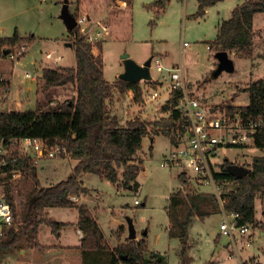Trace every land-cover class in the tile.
Returning a JSON list of instances; mask_svg holds the SVG:
<instances>
[{
	"label": "rangeland",
	"instance_id": "1",
	"mask_svg": "<svg viewBox=\"0 0 264 264\" xmlns=\"http://www.w3.org/2000/svg\"><path fill=\"white\" fill-rule=\"evenodd\" d=\"M197 1L133 0L130 15L126 4L123 7L113 0H0V38L11 37L14 33L24 39L31 38V41H23L15 46L27 44V52L11 63L2 58L3 50H0V70L3 66L15 64L12 84L16 86L22 84L21 87L18 86V90H15V86H11L10 99L16 102L19 96L22 97L24 103L21 108L34 111L37 105L43 109L56 108L75 96L71 85L46 88L42 79L43 70L49 68L45 63H50L43 60L47 52H55L56 55L62 56L63 60L59 67L70 68V65L75 63L73 49L65 46L66 43L72 45V38L68 37L64 22L60 18L63 7L67 4L73 16L78 17L89 13L92 19L108 25L109 36L92 46V53L101 58L106 81L114 84L123 72L121 57L125 53L136 62L162 55L160 59L164 66L172 67L179 64L182 66L183 77L189 83V92L201 103L220 110L229 106L237 108L245 106L248 103V95L237 93V90L248 82L264 76V13L255 18L253 58L238 59L233 53L228 52L233 70H221L214 75L219 62L216 58L217 51L211 48V43L215 40L219 19H228L231 11L227 3L220 6L216 4L217 6L207 8L203 17L194 19ZM156 2H162L161 10L158 9ZM26 60L30 62L34 60V66L28 65ZM34 68L38 75L36 80L30 83L31 81L25 79L24 73ZM150 75L152 80H159L153 67L150 68ZM139 85L143 94L148 92L141 104L128 99L130 90L123 92L116 88H113L114 93L107 101L110 116H116L121 125L136 118L148 124V136L143 138L142 148L133 159L134 162H140L142 165V171L137 177L139 189L136 192L123 186L117 189L116 187H120L121 184L120 178L115 187L96 175L83 174L86 176L81 175L80 178L84 186L88 188V194L69 198H73L70 200L75 206L87 204L84 206H87L91 214L96 216L110 247L116 243L119 245L128 243L127 220L129 219L137 235L135 240L145 238L148 251L164 253L167 264H178L180 242L177 238H170L168 235L169 219L165 207L168 197L181 188L178 175L183 171L177 167L161 166L163 157L173 151V146L167 137L161 134L154 136L152 151H149L152 124L169 116L167 112H162L168 92L157 87L159 84L155 85L148 81L147 83L142 81ZM8 89L10 93L9 86ZM152 92H157L159 98L152 100L150 98ZM131 96L133 97L132 91ZM0 98H5L1 92ZM2 106L0 102V111H16L13 106L8 108ZM243 146L242 149H219L214 161L219 163L217 165L227 160L229 163L247 167L253 157L264 156V150L255 148L252 140ZM65 157L66 155L52 160L44 159L38 166L36 165L37 167L35 166L36 170L40 171V181L45 184L40 183V187L55 186L71 174L75 161ZM187 172L185 178L188 181V190L211 193L210 187L198 186L195 183L192 177L193 171L187 170ZM10 184L14 220L18 223L34 182L30 175L20 174L18 178L11 177ZM234 187L232 184H226L219 186V190L222 194ZM81 197H85L84 202L78 201ZM255 214L263 223V227L260 224L256 225L253 236L249 237V246L240 245L242 249L239 254L236 256L232 252L231 258H228L232 251L230 246L228 247L230 240L219 231L221 213L203 221L195 218L188 229L187 238V244L189 241L192 242L191 248L188 244V250L190 248L188 252L196 260L195 264L211 262L212 264L215 262L245 264L246 261L242 262V260L250 255L259 256L264 264V201L256 199ZM44 217L67 223L73 222L78 217V213L73 207H53L44 210ZM120 221L122 225L117 227ZM74 232L73 228L68 229L63 242L75 244ZM122 235L126 237L125 240L120 239ZM39 237L42 245L52 246L57 243L56 237L48 226L40 227ZM18 257L20 258L19 254H16L14 259H19ZM252 258L256 261L255 257ZM75 264L79 263L75 262Z\"/></svg>",
	"mask_w": 264,
	"mask_h": 264
},
{
	"label": "trees",
	"instance_id": "2",
	"mask_svg": "<svg viewBox=\"0 0 264 264\" xmlns=\"http://www.w3.org/2000/svg\"><path fill=\"white\" fill-rule=\"evenodd\" d=\"M122 1L131 8L133 0ZM222 1L199 0L193 18L203 17L207 8ZM156 5L159 10L162 9V2H156ZM262 13L264 0H244L231 11L228 19L218 25L211 48L233 53L238 59L252 57L255 39L253 16ZM68 33V37L72 38L75 66L44 69L42 79L46 88L71 85L75 96L53 109H43L37 105L34 111H0V144L10 149L13 141L22 138L41 139L48 145L64 147L67 157L76 164L66 179L48 188L40 187L35 165L29 158L16 157V153H13L15 157L8 158L6 165L0 167V188L13 211V223L4 228L0 241V257L21 248H40L37 236L42 225L50 227L51 233L58 238L67 224L46 219L44 210L73 207L78 213L76 225L83 232L81 264H166L164 256L148 251L144 239L129 240L126 245L110 249L88 207L75 206L69 198L88 194L80 181L83 174L96 175L114 185L120 178L121 186L130 187L131 191L136 192L142 165L133 159L142 148L143 138L148 136V124L136 118L121 125L116 116H110L107 101L112 96L113 88L123 92L132 91L134 103L141 104L143 92L139 83L117 79L110 85L104 79L100 56L92 53V45L85 41L79 29L74 28ZM23 41H31V38H21L17 33L0 38V50H11ZM237 93L247 94L248 103L238 108L226 107V113L232 116L240 112L245 121L264 120V76L248 82ZM178 97L179 93L175 92L165 102L162 112L169 113V116L154 122L151 130V137L161 134L169 139L172 146L175 145L172 130L181 122L179 111L174 109ZM252 141L255 148L264 150V129L254 133ZM230 164L233 163L225 160L221 165H216L218 170L213 171L218 184L235 186L222 193V204L211 193L188 190L185 173L178 175L182 188L168 197L165 210L170 223L168 235L180 242L179 264L190 263L187 238L188 229L195 218L203 221L225 211L239 215L238 225L249 224L254 228L260 224L255 217V202L256 199L264 200V156L253 157L246 167L248 174L241 179H236L227 171ZM16 172L30 175L34 182L18 223L14 220L10 184ZM248 263L260 264L253 258L245 264Z\"/></svg>",
	"mask_w": 264,
	"mask_h": 264
},
{
	"label": "built area",
	"instance_id": "3",
	"mask_svg": "<svg viewBox=\"0 0 264 264\" xmlns=\"http://www.w3.org/2000/svg\"><path fill=\"white\" fill-rule=\"evenodd\" d=\"M75 18L79 33L92 46L109 36V27L104 22L91 20L86 14ZM26 50L27 44L20 45L9 50L2 58L13 62L22 57L27 52ZM43 60L50 62L49 64L44 62L49 67L48 69H54L59 67L63 58L56 55L55 52H47L44 54ZM151 67L158 74L159 80L151 79L148 82L155 85L159 84L157 87L168 92L165 102L173 93H179L174 109L179 111L181 122L172 130L175 145H173V151L163 157L161 166L164 168L177 167L184 173L187 170L193 171L194 175L191 176L195 183L198 186L210 187L211 194L215 195L222 204L220 199L222 194L219 190V186L222 185L218 184L213 176V171L218 170V168L215 169L216 163H214L218 150L245 145L249 140H252L254 133L264 129V120L259 118L258 120L249 119L245 121L240 112L230 116L225 109L220 110L201 103L189 92V83L183 77L180 64L166 67L161 63L160 57H155L151 60ZM24 76L32 81L36 79L30 71L25 72ZM0 92L5 95V98H0V102L5 103L9 97V89L6 81L2 78H0ZM158 96L157 92L150 94L152 100L157 99ZM13 153H16V157L29 158L36 166L44 159L62 158L66 155V149L59 145H48L41 139L22 138L13 141L10 149L0 144V167L6 165L8 158L15 157L12 155ZM221 217L219 231L220 234L230 240L229 245L232 251L228 258H231L232 252L236 256L239 254L242 245L249 246V237L252 235L253 227L249 224L238 225L239 215L237 213L222 211ZM12 223V208L0 188V241L3 237L4 228L11 226Z\"/></svg>",
	"mask_w": 264,
	"mask_h": 264
},
{
	"label": "crops",
	"instance_id": "4",
	"mask_svg": "<svg viewBox=\"0 0 264 264\" xmlns=\"http://www.w3.org/2000/svg\"><path fill=\"white\" fill-rule=\"evenodd\" d=\"M199 1V0H198ZM198 1H197V4H198ZM244 0H224V1H222V2H220V3H218L217 5L218 6H220V5H223L224 3H227L226 5L228 6V8H230V11H232L237 5H239V4H241L242 2H243ZM113 2H116V3H120V5L121 6H123L124 7V4H126L124 1H122V0H113ZM132 4H133V2H132ZM216 5V6H217ZM126 7L128 8V10H129V14L131 15V9H132V6H131V8H129L127 5H126ZM207 10V9H206ZM206 12V11H205ZM231 13V12H230ZM84 14H86V16L87 17H89L91 20H94V19H92L93 17H92V15H90L89 13H84ZM205 15V14H204ZM257 15H259V14H255L254 16H253V29H254V25H255V18H256V16ZM223 20H226V19H223V18H221V19H219V21H218V24H217V27H218V25L221 23V21H223ZM129 23H130V18H129ZM66 28V27H65ZM217 29V28H216ZM67 30V29H66ZM69 31L67 30V33H68ZM69 34V33H68ZM67 44V43H66ZM66 44H65V46H66ZM67 47H69V46H67ZM70 48H72V47H70ZM74 53V52H73ZM157 57H160V58H162V55H158ZM252 58H253V53H252ZM149 59V58H148ZM147 59V60H148ZM133 60V59H132ZM34 60H32L31 62L29 61V60H26V62L28 63V65H33L34 64V62H33ZM136 62V61H135ZM145 62V60L143 61H140V62H136V63H138V64H143ZM11 63V62H10ZM123 64V63H122ZM14 65L15 64H10L9 66L8 65H6V66H3V69H1L0 70V77L2 78V79H4L5 81H6V84H8V86H9V88H10V93H9V97L7 98V101L5 102V103H1V104H3V108H8V107H10V106H13V107H15V110L16 111H26V110H24V109H22L21 108V106L23 105V103H24V98H22V97H20L19 96V99H17L16 100V102H14L15 100L14 99H10V97L12 96L11 95V91H12V88H11V86L13 85L12 84V81H13V68H14ZM34 66V65H33ZM75 66V63L73 64V65H70V68L71 67H74ZM67 68V67H66ZM30 70V69H29ZM123 70H124V67H123ZM27 72V71H26ZM30 72H32L34 75H35V77L38 75L37 74V71H36V69L34 68V70H31ZM25 74V73H24ZM3 76V77H2ZM25 77V76H24ZM26 80H29V81H31L30 83H33L34 82V80L32 81L31 79H27V78H25ZM36 80V79H35ZM115 81V80H114ZM110 85H112L113 84V82L111 83V82H109V81H107ZM13 86H15L14 88H15V90H18V86L19 87H21L22 86V84H20V85H13ZM114 92L112 91V94H113ZM128 95H129V97H128V99H131V100H133V97L131 96V91H129L128 92ZM146 95H148V92H144V94H143V98H144V100L146 99ZM24 97H25V95H24ZM157 98H159V97H157ZM16 99V98H15ZM14 100V101H13ZM118 100H120V98L118 97ZM12 101L14 102V103H12ZM12 103V104H11ZM22 110H21V109ZM153 140H154V136L153 137H151V146H149L150 148L149 149H151V151H152V145H153ZM142 144H143V140H142ZM142 146V145H141ZM234 148H244V146L242 145V146H239V147H234ZM214 163H216V162H214ZM222 163V162H221ZM251 163V162H250ZM39 164V163H38ZM38 164H37V166H38ZM75 164H76V162H75ZM217 164H219V163H216V165ZM36 166V167H37ZM75 166V165H74ZM218 167H215V169H217ZM182 171V170H181ZM39 172L40 171H38V169L36 170V175H37V179H38V181H39V183H42V184H44L42 181H40V179H39ZM185 173H188V172H185ZM20 176V173H18V172H16V173H14V175L12 176L13 178H18ZM83 176H86V175H82V177ZM81 177V176H80ZM80 181L83 183V180H82V178H80ZM107 181V180H106ZM111 183V182H110ZM112 184V183H111ZM45 185V184H44ZM83 185H84V183H83ZM114 185V184H113ZM115 187H116V185H114ZM85 187V186H84ZM86 188V187H85ZM117 189H120V188H123L121 185H120V187H116ZM181 188H182V186H181ZM180 188V189H181ZM86 189H88V188H86ZM71 199V198H70ZM84 200H85V197H81V198H79V200L78 201H83L84 202ZM257 200H259V199H257ZM260 201V200H259ZM264 201V200H263ZM168 204V203H167ZM80 205H83V204H80ZM79 205V206H80ZM84 205H87V204H84ZM167 207V206H166ZM165 207V208H166ZM50 209V208H49ZM96 209V208H95ZM76 210V209H75ZM215 215H219V214H215ZM256 215V214H255ZM212 216H214V215H212ZM257 216V215H256ZM255 216V217H256ZM211 217V216H210ZM94 218H96V216H94ZM77 219H78V217L76 218V219H74V221L73 222H67V223H65V224H67L62 230H61V232H60V236L58 237V238H56V244H54V245H52V246H50V245H42V244H40V228H39V231H38V236H37V238H38V243H39V245H40V247H41V249H37V248H28V247H26V248H21V249H19V250H16V251H14V252H12V253H9V254H6V255H4V256H2V257H0V262H5V264H7V262H9L8 264H17L18 262H19V264H75V262H78L79 264H81V250H80V245H81V240H82V238H83V232L77 227ZM258 218L256 217V220H257ZM96 221H97V219H96ZM259 223H260V225L263 227V223L258 219L257 220ZM61 223H64V222H61ZM98 223V222H97ZM99 225V224H98ZM120 225H122V222L120 221L119 223H118V226L117 227H119ZM169 226H170V223H169V225H168V228H169ZM16 228V227H15ZM74 229V238H76V243L75 244H73L72 243V245H70V244H66V243H64L63 241H64V236H65V234H66V231L68 230V229ZM100 228V227H99ZM121 228V227H120ZM101 230V229H100ZM168 230V229H167ZM255 230V227L253 228V230H252V236H253V231ZM101 232H102V230H101ZM103 233V232H102ZM127 233H128V229H127ZM112 234H113V232H112ZM104 235V234H103ZM125 235V234H124ZM137 236V235H136ZM144 236H145V234H144ZM118 237V236H117ZM126 239V237L125 236H121L120 237V239ZM127 238H128V236H127ZM136 239V238H135ZM144 240H145V242H146V239L145 238H143ZM128 240H129V238H128ZM108 244V243H107ZM189 247L191 248V246H192V242H190L189 241ZM118 245H119V243L117 244L116 243V245H113V246H109L110 247V249H115V248H117L118 247ZM119 246H121V245H119ZM230 245L228 244V247H229ZM115 247V248H114ZM190 248H189V250H190ZM229 248H231V246L229 247ZM180 250V249H179ZM188 250V251H189ZM16 252V253H15ZM22 252H23V255H21L22 254ZM154 252V251H153ZM191 252V251H190ZM154 253H158V254H160V255H162V256H164V257H166V255L163 253H159V252H154ZM16 254H19V256H20V258L19 259H14L15 258V255ZM241 254V253H240ZM188 255H189V257H190V263L189 264H195V262H196V260L194 259V257L192 256V255H190L189 254V252H188ZM252 257H255L256 258V262H258V263H260V264H263L262 262H261V258L259 257V256H257V255H250V256H247V258H245V259H243L242 260V262H244V261H249L248 259L249 258H252ZM29 259V260H28ZM165 260H166V258H165ZM179 261H180V258H179ZM179 261H178V264H179ZM13 262H15V263H13ZM17 262V263H16ZM166 264H167V261H166ZM214 264H218V263H214Z\"/></svg>",
	"mask_w": 264,
	"mask_h": 264
},
{
	"label": "water",
	"instance_id": "5",
	"mask_svg": "<svg viewBox=\"0 0 264 264\" xmlns=\"http://www.w3.org/2000/svg\"><path fill=\"white\" fill-rule=\"evenodd\" d=\"M64 25L68 31L73 30L77 26L76 18L69 12L67 4L64 5L62 14L60 16ZM66 46L72 47L70 43H67ZM9 50H4L3 55H6ZM216 58L219 62V66L214 75H217L221 70L232 71L233 64L229 55L225 51H217ZM124 70L118 76V79L124 80L130 83H140L142 81L147 82L151 80L150 75V65L152 58L146 60L143 64H138L134 60H132L126 53L121 57ZM227 171L236 179H241L245 175L248 174V169L245 166L238 164H230L227 167ZM130 189V187H129ZM128 221V238L129 240H133L136 238V233L134 230V226L131 220Z\"/></svg>",
	"mask_w": 264,
	"mask_h": 264
}]
</instances>
